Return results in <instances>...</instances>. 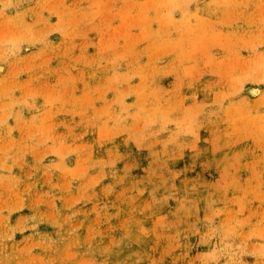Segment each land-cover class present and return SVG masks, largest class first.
<instances>
[{"label": "rangeland", "instance_id": "rangeland-1", "mask_svg": "<svg viewBox=\"0 0 264 264\" xmlns=\"http://www.w3.org/2000/svg\"><path fill=\"white\" fill-rule=\"evenodd\" d=\"M0 264H264V0H0Z\"/></svg>", "mask_w": 264, "mask_h": 264}]
</instances>
